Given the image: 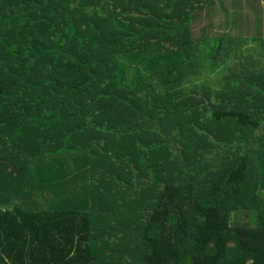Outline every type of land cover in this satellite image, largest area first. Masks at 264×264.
<instances>
[{
	"label": "trees",
	"instance_id": "1",
	"mask_svg": "<svg viewBox=\"0 0 264 264\" xmlns=\"http://www.w3.org/2000/svg\"><path fill=\"white\" fill-rule=\"evenodd\" d=\"M217 10L0 0V264H264V37Z\"/></svg>",
	"mask_w": 264,
	"mask_h": 264
},
{
	"label": "rangeland",
	"instance_id": "2",
	"mask_svg": "<svg viewBox=\"0 0 264 264\" xmlns=\"http://www.w3.org/2000/svg\"><path fill=\"white\" fill-rule=\"evenodd\" d=\"M218 1V0H215ZM222 3V11H219L217 15H213V21L212 26H210V29L208 30L209 34H215L218 31H225L226 34L231 35V37H239L240 35H243L242 32H250L251 37L257 36V37H264V0H220ZM255 9H260L259 12L263 11L261 13L260 17V25L259 28L256 30L257 32L255 34L252 33V31H255V25L251 20H254L255 17L252 16L256 11ZM226 12V13H225ZM233 14V22L227 26V16L232 17ZM248 17H245L247 16ZM201 19L194 22L191 26L192 36L194 39L199 38L201 28L204 26H207L208 24V18H206V15H200ZM262 18V19H261ZM231 20V19H230ZM263 22V24H262ZM247 29V30H246ZM2 31V30H1ZM244 38V37H242ZM261 43H254V47H258ZM253 52V51H252ZM252 58H256L257 56L255 54H250ZM261 62H258V66L263 62L264 66V59L261 56L259 58ZM260 65V66H261ZM214 85V84H213ZM48 218L53 216H47ZM113 221V220H112Z\"/></svg>",
	"mask_w": 264,
	"mask_h": 264
},
{
	"label": "crops",
	"instance_id": "3",
	"mask_svg": "<svg viewBox=\"0 0 264 264\" xmlns=\"http://www.w3.org/2000/svg\"><path fill=\"white\" fill-rule=\"evenodd\" d=\"M255 10L258 11V12H255L254 14H252V16L255 17V15H257L258 18H259V21H260V17H261L260 15H261V13H263V11L259 12L260 9H259V10H258V9H255ZM219 11H222V10H217V11H216V15L219 13ZM225 13H226V12H225ZM232 17H233V14H232ZM245 17H248V15L245 16ZM263 18H264V17H263ZM261 19H262V18H261ZM251 22H253V24L255 25V18H254V20H251ZM259 24H260V23H259ZM262 24H263V22H262ZM227 26H229V25H227ZM250 32H251V31H248V32H246V34H245V32H242V34H243V33H244V34H243V35H240V36L246 38V35L249 36V35H250ZM262 32H264V31H262ZM252 33L255 34L254 31H252Z\"/></svg>",
	"mask_w": 264,
	"mask_h": 264
}]
</instances>
